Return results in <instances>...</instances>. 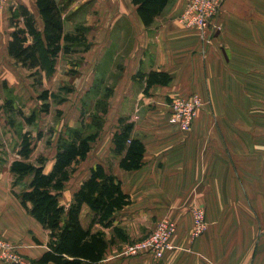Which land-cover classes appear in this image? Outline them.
Wrapping results in <instances>:
<instances>
[{"label": "crops", "instance_id": "obj_1", "mask_svg": "<svg viewBox=\"0 0 264 264\" xmlns=\"http://www.w3.org/2000/svg\"><path fill=\"white\" fill-rule=\"evenodd\" d=\"M57 1L64 31L80 29L86 42L81 64L89 67V79L84 94L89 93L99 64L119 66L101 114L103 127L79 162L86 161L87 169L69 189L74 170L59 196L67 206L96 164L119 180L130 204L114 213L110 226H91L108 243L102 263L264 264V0H225L205 35L179 20L189 0H168L150 25L143 24L131 0H100L94 14L86 13L89 0ZM19 4L33 13L42 29L35 0L0 2V112L7 94H20L30 74L44 72L21 66L8 53L14 29L10 17ZM70 54H59L55 61ZM137 71H163L171 81L144 91V80L133 77ZM191 93L198 94L201 107L184 131L169 122L168 103ZM120 116L133 121L132 134L144 146L138 169L121 168L122 154L111 151ZM11 122H0V140L8 145L19 136L17 151L26 130L19 134ZM13 159L0 165V237L18 245L20 253L33 261L47 250L49 234L12 192ZM194 207L204 210L206 221L196 236ZM80 220L86 227L91 221L86 206ZM160 220L176 225L170 239L173 248L160 260L146 253L119 256L127 243L143 237Z\"/></svg>", "mask_w": 264, "mask_h": 264}, {"label": "trees", "instance_id": "obj_2", "mask_svg": "<svg viewBox=\"0 0 264 264\" xmlns=\"http://www.w3.org/2000/svg\"><path fill=\"white\" fill-rule=\"evenodd\" d=\"M144 25H150L163 10L168 0H131ZM42 29L37 27L33 13L25 6L18 5L12 10L11 25L14 27L7 50L21 66L28 69H42L50 75L55 58L59 54L71 53L77 45H85L83 32L67 33L63 28L61 6L57 0H35ZM22 22L23 26H19ZM48 73V74H47ZM145 82L144 91L152 84L167 85L171 76L163 71L140 72L133 76ZM105 94L95 101L93 109L81 111L76 126L57 140L56 152L50 167L46 169V159L37 156L31 160L33 139L29 131L20 134L16 151L17 157L10 163V171L22 189L14 195L27 212L48 231L47 250L33 260L37 264H106L102 263L108 243L100 231H92L93 223L110 226L114 213L130 204L129 196L121 189L119 180L107 173L100 164L90 169L73 193L71 202L65 206L59 196L65 184L92 148L103 127L102 113L106 111ZM39 98L45 102L48 92L42 90ZM11 98H5L3 109L6 113L16 112L32 124L36 114L29 115L13 106ZM46 110L47 103H43ZM86 110V111H85ZM87 118L83 117L84 114ZM11 119H8L9 122ZM12 123V122H11ZM133 121L120 116L112 135L111 151L122 154L119 166L126 170L138 169L142 165L144 146L132 134ZM20 183V184H21ZM83 206L91 215L89 225L83 226L80 214ZM116 231V229H115ZM118 233V232H117Z\"/></svg>", "mask_w": 264, "mask_h": 264}, {"label": "rangeland", "instance_id": "obj_3", "mask_svg": "<svg viewBox=\"0 0 264 264\" xmlns=\"http://www.w3.org/2000/svg\"><path fill=\"white\" fill-rule=\"evenodd\" d=\"M99 8L100 0H89L85 9L86 13L94 14ZM84 46H75V51L71 52L72 54L69 57L60 55L61 57L57 62H54L53 68H55L51 71L50 76L46 75L45 72L40 73L36 71L28 76L25 84L22 83V91L20 94L17 93L15 95L11 93L6 95L13 100V106L21 109L24 114L29 115L32 111L35 112L36 119L32 124H27L25 119L20 114H16V112L6 113L3 109L6 116L4 114L2 115L3 111L0 112V122L2 120L3 122H8V119H11L10 121H13V125L18 129L19 134L22 130L31 133L30 135L34 143L31 157L34 159L38 154L46 157V169L50 166L57 137L67 133V125L73 123L75 125L77 123L83 109H93L95 101L100 99L107 89L111 90L115 76L119 70V66L115 63L107 62L108 64H99L91 82L89 93L85 95L84 87L86 85L85 81L89 79L87 78L89 67L81 64L85 50ZM42 90L48 92V98L45 102L39 98ZM43 103H47L46 110H42L45 107ZM87 114L86 116L84 114L83 117L87 118ZM14 133L16 134V132ZM15 137L12 138L11 143H7L8 145L0 140V156L2 157L3 155L4 157L0 158V165L2 167H5L9 157H17V154H15L17 146ZM86 169V161L76 165L75 173L67 186L69 189L85 173ZM20 183L12 176L11 185L13 193L19 192L22 189V183ZM62 198H67L65 192Z\"/></svg>", "mask_w": 264, "mask_h": 264}, {"label": "built area", "instance_id": "obj_4", "mask_svg": "<svg viewBox=\"0 0 264 264\" xmlns=\"http://www.w3.org/2000/svg\"><path fill=\"white\" fill-rule=\"evenodd\" d=\"M5 0H0L3 2ZM225 0H189L179 15V20L186 27L196 28L205 35L207 28L216 17ZM169 122L188 131L200 107L201 99L196 93L187 96H176L170 99ZM193 235L202 233L206 227L205 213L200 207L192 209ZM176 230L175 223L168 220L158 221L147 234L138 240L131 241L120 251L119 256L136 257L149 254L155 261L162 258L164 252L173 248L171 236ZM0 260L8 264H37L23 256L18 245L0 237Z\"/></svg>", "mask_w": 264, "mask_h": 264}]
</instances>
